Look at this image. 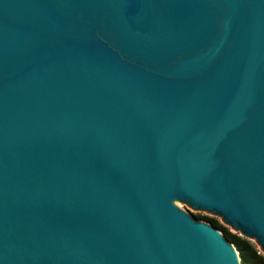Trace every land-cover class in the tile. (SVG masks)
I'll return each mask as SVG.
<instances>
[{
	"label": "water",
	"instance_id": "95a60500",
	"mask_svg": "<svg viewBox=\"0 0 264 264\" xmlns=\"http://www.w3.org/2000/svg\"><path fill=\"white\" fill-rule=\"evenodd\" d=\"M264 250V0H0V264H241Z\"/></svg>",
	"mask_w": 264,
	"mask_h": 264
},
{
	"label": "trees",
	"instance_id": "16d2710c",
	"mask_svg": "<svg viewBox=\"0 0 264 264\" xmlns=\"http://www.w3.org/2000/svg\"><path fill=\"white\" fill-rule=\"evenodd\" d=\"M195 217L206 220L224 233L226 238L232 242L239 251L241 264H264V254L259 251L256 244L252 240L231 232L226 225L221 223L215 217L201 214H195Z\"/></svg>",
	"mask_w": 264,
	"mask_h": 264
},
{
	"label": "rangeland",
	"instance_id": "374dc122",
	"mask_svg": "<svg viewBox=\"0 0 264 264\" xmlns=\"http://www.w3.org/2000/svg\"><path fill=\"white\" fill-rule=\"evenodd\" d=\"M180 206H181V208H182L184 211H186L187 213L193 215L194 217H195V214H201V215H205V216L215 217V218H217L221 223H223L224 225H226V226L229 228V230H230L231 232L236 233V234H238V235H242V232H240V231H238V230H236V229L230 227L229 225H227V223H225V221H224L220 216H218V215H216V214H214V213H212V212H209V211H203V210H197V209L191 208V207H190L188 204H186V203H181ZM195 218H196V217H195ZM197 219H198V218H197ZM199 220H203V219H199ZM204 221H206V220H204ZM253 242L256 244V246H257V248L259 249V251H260L261 253L264 254V250H262L261 246H260L257 242H255V241H253Z\"/></svg>",
	"mask_w": 264,
	"mask_h": 264
}]
</instances>
